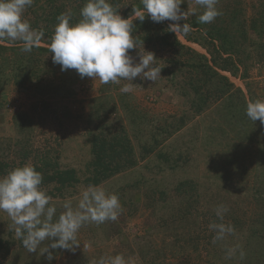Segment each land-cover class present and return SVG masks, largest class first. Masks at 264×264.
I'll use <instances>...</instances> for the list:
<instances>
[{
  "label": "rangeland",
  "instance_id": "1",
  "mask_svg": "<svg viewBox=\"0 0 264 264\" xmlns=\"http://www.w3.org/2000/svg\"><path fill=\"white\" fill-rule=\"evenodd\" d=\"M86 2L34 0L24 17L45 36L31 53L22 52L19 41H0V163L6 165L0 176L17 166L46 161L49 168H74L80 183L61 190L43 188L56 204L58 216L62 202L72 199L75 203L87 187L83 181L93 157V135L100 131L110 139L125 135L133 148L128 158L136 166L101 184L118 194L122 212L116 221L83 226L75 251L51 250L55 253L51 262L47 253L39 257L29 253L15 238L8 215L0 212V264H95L101 256L116 254L131 258L133 264H173L174 258L169 253L165 257L163 249L183 243L210 247L213 238L207 239L206 234L217 219L207 218L212 214L204 209L207 197L219 194L218 203L244 198L224 187L226 181L248 183L250 188L252 182L264 183V124L246 115L249 101L264 100V0H219L222 15L210 24L191 27L187 35L194 40L177 33L189 50L160 41L161 30L171 37L169 25L174 22L156 23L147 16L143 22L135 19L134 8L143 7L141 0H110L122 17L132 19L134 38L155 53L162 68L155 82L137 77L119 84L81 78L76 70L62 71L53 63L49 45L57 17L71 13V23H76ZM189 6L196 7L184 0L181 10ZM194 19L197 17L191 15L186 22L191 25ZM212 29H224L232 38L227 44L231 52L227 64L231 68L235 64L236 69H217L229 78L231 87H224L222 79L205 67L204 56L212 59L208 49L212 48L208 40ZM138 51L130 50L137 61ZM127 83L133 85V91L122 93L120 89ZM240 90L248 102L241 100ZM255 150L260 158L258 179L253 171ZM162 153L165 156L160 159ZM167 154L172 155V167L165 162ZM182 181L189 183L181 186ZM186 195L193 196L191 208L196 205L199 215L191 223H180L177 214L190 199ZM253 207L245 205L239 213L244 217L246 212L244 218L251 225ZM236 242L230 240L229 244ZM47 243L51 241L41 247ZM213 253L199 256L192 249L182 255L188 264H214L217 256ZM221 253L226 264L228 258Z\"/></svg>",
  "mask_w": 264,
  "mask_h": 264
},
{
  "label": "clouds",
  "instance_id": "2",
  "mask_svg": "<svg viewBox=\"0 0 264 264\" xmlns=\"http://www.w3.org/2000/svg\"><path fill=\"white\" fill-rule=\"evenodd\" d=\"M188 2L196 7L189 6L182 11L184 0H141L143 7L134 8V16L141 22L146 16L156 23L172 21L169 30L187 35L192 30L186 22L189 16L195 15L201 24H210L222 15L217 7L219 0ZM33 3L34 0H0V41H19L25 53L39 48L45 36L43 30L33 28L24 17ZM80 15L81 19L75 24L71 23V13H61L57 17L49 51L53 54V63L60 65L62 71L74 69L81 78L99 79L102 84H119L121 80L133 82L137 77L155 82L161 76L162 68L155 53L146 50L134 38L132 19L122 17L110 0H87ZM133 49L139 50L138 61L130 54ZM120 91L130 93L133 85L124 84ZM246 115L251 121L259 120L264 124V100L249 101ZM42 182V174L31 164L17 166L0 176V212L6 213L12 221L15 238L23 247L29 253H38V257L47 253L49 262L55 258L51 250L75 251L80 245L78 233L83 226L116 221L122 212L118 194L108 192L101 185L90 184L79 192L75 203L65 199L57 216V206L42 189ZM228 211L223 203L215 208L217 220L209 224V230L214 233L213 243L235 233L234 226L224 222ZM45 241L51 243L41 247ZM237 253L241 259L246 256L242 247L235 245L227 249L226 258L231 259ZM95 264L133 262L123 254H116L101 256Z\"/></svg>",
  "mask_w": 264,
  "mask_h": 264
},
{
  "label": "trees",
  "instance_id": "3",
  "mask_svg": "<svg viewBox=\"0 0 264 264\" xmlns=\"http://www.w3.org/2000/svg\"><path fill=\"white\" fill-rule=\"evenodd\" d=\"M128 17L129 16H127V18ZM79 20L76 19V23L79 22ZM198 25L199 22L196 19L191 22V27H198ZM158 30H161V28H159ZM222 32H220L219 30L216 32L214 29L209 30L210 36H208V40L210 41L209 44H211L212 48L208 49L210 54L212 55L213 60L204 56V59L206 61L205 67L207 69V72H211L213 75L218 76L222 79V84L224 87H231L233 86V84L230 82L229 78L225 75H221L217 70L221 69L230 71L232 68L236 69L235 64H232L234 66L232 68L229 64H227V62L231 60V58H229L231 57V52L229 48H227V44H231L230 39L232 38L228 34H225L224 29L222 30ZM163 33L164 32L161 30L158 34L159 39L163 44L187 48L179 41L178 36L175 32L170 30L171 37L168 36V34ZM181 34L186 39L192 38L194 40L193 36L185 35L183 33ZM195 39L198 38L196 37ZM199 41L202 44L204 43L201 40ZM187 49L189 50V47ZM45 50L48 51L47 49ZM224 54L227 56L223 57ZM239 62H241V59ZM235 69L233 71H235ZM240 93H242L240 95L241 100L248 102L245 98V94L241 90ZM181 126L182 124H180L179 129L181 128ZM132 152L133 148L130 144V140L125 135L116 136L115 138L110 139L108 133H105V131H100L98 134H94L92 138L93 157L90 164L88 165L89 174L84 179V184L87 186L90 184L101 185L102 183L121 173L123 170L134 167L136 163L131 158H128V156L131 155ZM258 153L259 150H255L253 153L255 154V156L253 157L256 158L253 171H255V174H257V179L260 178V158L258 156ZM126 156L127 159L125 158ZM160 156L159 158L162 159L165 155H163L162 153ZM171 156V154H167L165 162L170 163L172 161ZM169 165L170 167H172L171 163ZM34 166L43 176V182L41 185L42 189L53 186L57 190H61L81 182V179L79 178L74 168H52L54 165L50 166L49 168V164L47 161L43 162V164H34ZM5 167V164L0 163V173L4 171ZM188 183V181H182L180 184L181 186H185ZM224 187L233 189L235 195L240 193L244 196V198L240 197L239 199H235L233 201L227 198L225 202H223V204L227 205V207L229 208V211L225 214L224 219L231 221L229 224L234 226L235 233L233 235L227 236L223 241L209 243L210 247L199 244H196L195 246H189L183 243L181 245L163 249L162 253L165 255V257H167L169 253V255L171 254L172 258H174L173 264H185L183 262L184 260H186V264H188V258L184 259L182 252H184L185 255V253L188 254V251L192 249L198 251L199 256H201L202 253L210 255L211 252H214L213 257L217 256V260L216 262H214V264H217L221 261V264H225V258L221 251H224V254H226L227 249L235 245H240L245 251L246 256L241 259L239 257V254L237 253L236 258L234 257L233 259H228V262L226 264H264V183L252 182V188H250L248 187V183L239 184L237 181H226ZM185 197L187 199H190L187 200L184 206H182L183 210H180L177 214L179 217L178 220L180 223L184 221H190L191 223V221L195 219V216L199 215V208H196V205L191 208V200L193 196L186 195ZM213 197L209 196L205 199L206 206H204V209L207 208V211L212 210V214L207 215L208 219H217V217L215 216V208L218 204H221L218 203V200L220 198L219 194L216 193L215 195H213ZM249 204L254 205V211L252 214V216H254V220L252 222V225L250 223H246L248 222V218H244L246 217V212L244 213V217L241 216V210L245 205ZM185 216H187V218L184 219L183 217ZM247 226L248 231L246 230ZM213 236L214 233L210 230L209 233L206 234L207 239L213 238ZM234 239H236L237 242L230 245V240L233 241ZM210 264L212 263L210 262Z\"/></svg>",
  "mask_w": 264,
  "mask_h": 264
}]
</instances>
